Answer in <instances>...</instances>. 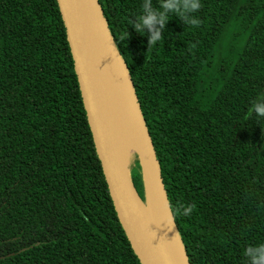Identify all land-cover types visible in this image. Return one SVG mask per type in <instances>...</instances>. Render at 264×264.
Returning a JSON list of instances; mask_svg holds the SVG:
<instances>
[{"label":"trees","instance_id":"1","mask_svg":"<svg viewBox=\"0 0 264 264\" xmlns=\"http://www.w3.org/2000/svg\"><path fill=\"white\" fill-rule=\"evenodd\" d=\"M132 79L189 264L264 242V0H201L161 42L99 0ZM158 4V0H154ZM143 198L138 159L130 166ZM194 205L189 216L180 206ZM0 264H140L95 153L56 0H0Z\"/></svg>","mask_w":264,"mask_h":264},{"label":"water","instance_id":"2","mask_svg":"<svg viewBox=\"0 0 264 264\" xmlns=\"http://www.w3.org/2000/svg\"><path fill=\"white\" fill-rule=\"evenodd\" d=\"M56 2L65 28L95 153L118 221L134 254L140 264H181L172 253L150 211L147 203L149 195L156 208H162L165 213L167 212L185 262L189 264L170 211L159 162L132 79L115 46L99 0H56ZM107 50H114L117 53L125 73L127 114L134 126L137 140L135 153L142 176L143 198L134 186L128 162L118 148L111 123L105 86Z\"/></svg>","mask_w":264,"mask_h":264},{"label":"clouds","instance_id":"3","mask_svg":"<svg viewBox=\"0 0 264 264\" xmlns=\"http://www.w3.org/2000/svg\"><path fill=\"white\" fill-rule=\"evenodd\" d=\"M202 6L201 0H142L140 12L129 21L133 30L140 34H147V47L152 48L162 41L165 25L169 16H175L183 24L198 27L200 20L196 13ZM250 115L257 119H264V96L257 98L251 105ZM194 205L180 206L176 211L182 216H189ZM245 264H264V242L248 245L244 248Z\"/></svg>","mask_w":264,"mask_h":264},{"label":"bare ground","instance_id":"4","mask_svg":"<svg viewBox=\"0 0 264 264\" xmlns=\"http://www.w3.org/2000/svg\"><path fill=\"white\" fill-rule=\"evenodd\" d=\"M125 85V73L117 53L114 50H107L105 86L110 118L118 148L124 159L128 162L132 153L136 151L137 140L134 126L127 114ZM147 203L172 253L181 264H186L178 237L172 226V222L167 216V212L165 213V210L162 208H156L149 195L147 196Z\"/></svg>","mask_w":264,"mask_h":264},{"label":"rangeland","instance_id":"5","mask_svg":"<svg viewBox=\"0 0 264 264\" xmlns=\"http://www.w3.org/2000/svg\"><path fill=\"white\" fill-rule=\"evenodd\" d=\"M137 160V154L135 152L132 153L129 161H128V165L129 167L130 166H133L134 165V162Z\"/></svg>","mask_w":264,"mask_h":264}]
</instances>
